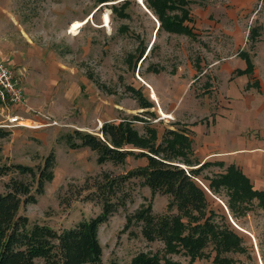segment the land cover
<instances>
[{"label":"rangeland","instance_id":"374dc122","mask_svg":"<svg viewBox=\"0 0 264 264\" xmlns=\"http://www.w3.org/2000/svg\"><path fill=\"white\" fill-rule=\"evenodd\" d=\"M123 1L11 0L7 7L25 34L50 58L57 79V86L46 92L52 103L42 106L41 112L49 117L43 119L47 125L39 129L8 127L10 136L0 139L1 166L21 164L38 172L50 154L56 157L54 179L46 183L45 193L37 196L35 204L20 209L31 224L48 225L60 232L97 217L101 206L84 199L95 191L96 181L105 173L120 177L147 164V159L134 156L120 166L111 162L100 165L97 153L90 148L72 150L66 135L79 130L101 137L103 123L127 121L146 139L151 136L150 128L156 130L158 145L167 130L185 131L190 136L183 122L202 123L204 115L218 114L223 107L224 101L217 99V84L206 86V77L216 78L211 70L246 52L264 75V0H188L194 21L187 25L195 36L160 32L154 51L141 67L139 54L146 46L148 50L160 23L145 0H131L125 10L128 17L121 18L112 5L122 8ZM253 29L255 36L250 32ZM213 65L218 66L211 68ZM152 80L161 86L160 101ZM44 87L49 88L47 83ZM132 87L151 101L154 107L149 110L155 116L140 108L129 92ZM194 99L196 109L184 111V105ZM6 111L26 119L22 108ZM165 114L169 117L163 118ZM29 117L33 122L24 121L27 125L40 124L35 123L34 115ZM4 118L0 116V124L8 125ZM190 157L192 167L198 168L195 153ZM176 161L182 162V158ZM216 171L220 170L205 168L195 178L208 199L207 215L214 212L212 221L219 229L227 224L241 238L238 247L227 253L218 251V257L228 264H264V209L255 199L249 204L237 203L236 213L232 212L228 190L217 192L210 187ZM12 179L32 183L36 189L32 176L11 172L0 176V194L8 191L6 184ZM127 185L133 202L99 228L105 264H128L141 252L160 264H220L215 261V243L205 250V258L192 261L183 252L169 251L160 241L148 243L138 226L126 229L127 216L140 208L152 205L155 214L164 215L170 203L166 195L153 196L139 179Z\"/></svg>","mask_w":264,"mask_h":264},{"label":"trees","instance_id":"16d2710c","mask_svg":"<svg viewBox=\"0 0 264 264\" xmlns=\"http://www.w3.org/2000/svg\"><path fill=\"white\" fill-rule=\"evenodd\" d=\"M107 2V1H102ZM146 6L159 21L156 35L164 31L171 35L194 37L192 28L187 24L193 22L190 2L188 0H145ZM122 8L112 5L114 13L121 18H127L125 12L130 7L131 0L122 2ZM120 6V5H119ZM252 36L255 30H250ZM154 46L150 49L154 51ZM147 46L139 54L138 61L144 63L150 54ZM147 53V55H146ZM248 67L239 74L251 75L254 72V62L251 56L243 53ZM129 92L138 100L140 108L150 112L154 105L142 97L135 88ZM0 102V107H1ZM155 116L156 113L150 112ZM101 137L92 133L74 130L66 135L65 141L72 150L90 148L98 156L100 165L111 162L120 166L130 157L147 159L144 167L130 171L126 175L113 177L105 173L97 180L95 191L85 196V201L95 202L101 206V213L90 220H83L73 228L60 232L50 226L31 224L30 219L21 215L23 205L35 204L37 196L45 193L46 183L53 181L56 157L50 154L42 168L36 172L33 167L15 164L1 166L0 176H8L11 172L29 175L35 179L33 184L12 179L6 184L8 191L0 194V264H105L103 246L99 239V228L107 224L121 208H127L133 202L128 191L129 182L139 179L141 184L151 189L152 195L168 196L170 203L167 213L158 215L153 212V206L140 208L127 216L126 229L138 226L143 238L148 242L160 241L171 252L184 253L192 259L205 258V250L215 243V261L228 264L226 259L218 257V251L227 253L238 247L241 238L228 227L219 229L212 221L214 212L207 215L208 199L204 189L195 181L198 174L205 168L217 166L220 163H204L198 168L191 169L192 141L185 131L167 130L164 140L157 144V132L149 129V139L142 137L127 121L105 122L102 125ZM10 131L0 127V139L10 136ZM130 147L140 151L131 150ZM182 158V162L176 160ZM188 166V168L184 167ZM199 165V163H198ZM210 187L214 191L227 189L231 201L229 207L236 213V204H249L255 199L264 209V191L255 189L241 168L227 166L224 173H216L210 179ZM233 200V201H232ZM187 219V220H185ZM109 264H120L112 261ZM128 264H160L158 259L151 258L141 252Z\"/></svg>","mask_w":264,"mask_h":264},{"label":"crops","instance_id":"0c3cea01","mask_svg":"<svg viewBox=\"0 0 264 264\" xmlns=\"http://www.w3.org/2000/svg\"><path fill=\"white\" fill-rule=\"evenodd\" d=\"M10 1L0 0V59L9 61L11 69L25 89L28 105L22 107V111L26 119L31 120L29 116L34 115L37 118L35 123H44L43 119L49 117L41 112L42 106L52 103L50 93L46 95V92L57 86L55 84L57 79H54V69L48 60L50 58L45 52H41L40 47L25 34L9 12L7 7ZM154 35L155 39L149 46L148 52L157 41L156 30ZM243 53L248 54L240 52L225 63L218 64L219 66H211V68L218 66L211 70L217 79L206 77V86L209 82L216 83L220 93L217 99L226 103H223L220 112L204 115L202 123L191 120L183 123H186L189 129L190 136H187L192 141V148L199 165L209 162L220 163L224 165L223 169L213 166L220 171L229 165H234L242 169L254 188L257 186L259 190L264 191V75L261 74L252 57L254 72L251 75L238 73L248 67L246 59L242 56ZM196 67L200 70L198 66ZM46 83L49 88L44 87ZM158 86L161 87L152 80V89L159 100L161 93ZM196 105L194 99L182 109L190 111L196 109ZM6 110L8 109L3 108L0 111V116L5 117L4 122L13 116L10 112L6 113ZM162 117L169 116L165 114ZM220 171L216 173H222Z\"/></svg>","mask_w":264,"mask_h":264},{"label":"built area","instance_id":"2783aa9c","mask_svg":"<svg viewBox=\"0 0 264 264\" xmlns=\"http://www.w3.org/2000/svg\"><path fill=\"white\" fill-rule=\"evenodd\" d=\"M0 102H1V109H8L10 108H22L27 107L28 99L25 93V89L22 84L19 83V80L15 76V72L11 69L8 60L0 59ZM25 122H29L32 120H27L19 116L18 114H14L13 116L9 117L6 122H9L8 125L0 124V127L8 128L15 126L17 127H25L29 128ZM33 122V121H32ZM47 123H40L37 126H33L30 128H43L46 126Z\"/></svg>","mask_w":264,"mask_h":264},{"label":"bare ground","instance_id":"6f19581e","mask_svg":"<svg viewBox=\"0 0 264 264\" xmlns=\"http://www.w3.org/2000/svg\"><path fill=\"white\" fill-rule=\"evenodd\" d=\"M28 126L33 127L34 125H31V124H30V125H28Z\"/></svg>","mask_w":264,"mask_h":264},{"label":"water","instance_id":"95a60500","mask_svg":"<svg viewBox=\"0 0 264 264\" xmlns=\"http://www.w3.org/2000/svg\"><path fill=\"white\" fill-rule=\"evenodd\" d=\"M141 63H142V61H140V64H139V65H140V67H141Z\"/></svg>","mask_w":264,"mask_h":264}]
</instances>
